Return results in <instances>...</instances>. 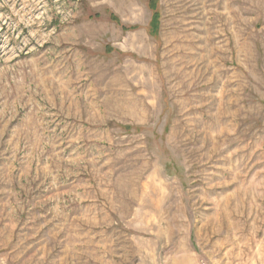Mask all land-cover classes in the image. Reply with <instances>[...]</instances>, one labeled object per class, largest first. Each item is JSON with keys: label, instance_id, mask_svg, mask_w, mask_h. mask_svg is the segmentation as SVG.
<instances>
[{"label": "rangeland", "instance_id": "374dc122", "mask_svg": "<svg viewBox=\"0 0 264 264\" xmlns=\"http://www.w3.org/2000/svg\"><path fill=\"white\" fill-rule=\"evenodd\" d=\"M0 0V264H264V0Z\"/></svg>", "mask_w": 264, "mask_h": 264}, {"label": "trees", "instance_id": "16d2710c", "mask_svg": "<svg viewBox=\"0 0 264 264\" xmlns=\"http://www.w3.org/2000/svg\"><path fill=\"white\" fill-rule=\"evenodd\" d=\"M158 0H149L148 8L152 12L151 22H150V34L155 36L159 27V14L156 9Z\"/></svg>", "mask_w": 264, "mask_h": 264}]
</instances>
